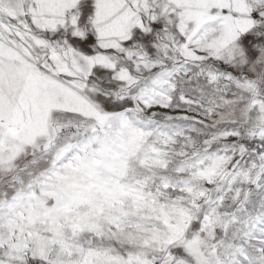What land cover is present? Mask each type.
<instances>
[{"label":"snow or ice","instance_id":"obj_1","mask_svg":"<svg viewBox=\"0 0 264 264\" xmlns=\"http://www.w3.org/2000/svg\"><path fill=\"white\" fill-rule=\"evenodd\" d=\"M0 264H264V0H0Z\"/></svg>","mask_w":264,"mask_h":264}]
</instances>
